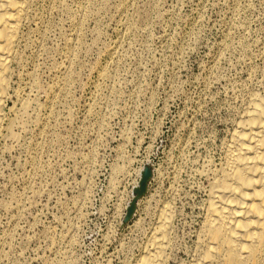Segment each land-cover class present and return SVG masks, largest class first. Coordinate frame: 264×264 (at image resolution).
I'll use <instances>...</instances> for the list:
<instances>
[{"label":"rangeland","instance_id":"obj_1","mask_svg":"<svg viewBox=\"0 0 264 264\" xmlns=\"http://www.w3.org/2000/svg\"><path fill=\"white\" fill-rule=\"evenodd\" d=\"M27 27L6 116L14 89L27 104L0 143V264H133L166 204L181 264L203 168L250 94L264 99V0H36Z\"/></svg>","mask_w":264,"mask_h":264},{"label":"bare ground","instance_id":"obj_2","mask_svg":"<svg viewBox=\"0 0 264 264\" xmlns=\"http://www.w3.org/2000/svg\"><path fill=\"white\" fill-rule=\"evenodd\" d=\"M35 16L36 0H0V143L13 136L14 122L27 104L14 89L18 105L8 108L12 116H6L15 69L23 62L25 27ZM223 150L217 166L203 168L209 182L202 219L181 264H264V99L259 94H250ZM172 210L168 204L159 210L133 264H170Z\"/></svg>","mask_w":264,"mask_h":264},{"label":"water","instance_id":"obj_3","mask_svg":"<svg viewBox=\"0 0 264 264\" xmlns=\"http://www.w3.org/2000/svg\"><path fill=\"white\" fill-rule=\"evenodd\" d=\"M151 176H152L151 167L149 165H144L141 172H140V177H139V181L137 183V186L132 191V199L126 208V213H125V216H124L123 221H122L123 224L127 223L131 219V217L135 211L136 202L140 198H142L144 196V194L146 193L147 184H148Z\"/></svg>","mask_w":264,"mask_h":264}]
</instances>
